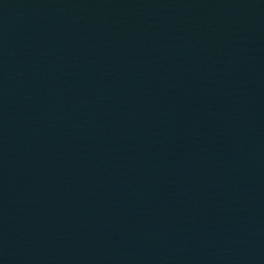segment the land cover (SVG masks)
I'll use <instances>...</instances> for the list:
<instances>
[{
  "label": "water",
  "instance_id": "1",
  "mask_svg": "<svg viewBox=\"0 0 264 264\" xmlns=\"http://www.w3.org/2000/svg\"><path fill=\"white\" fill-rule=\"evenodd\" d=\"M0 264H264V0H0Z\"/></svg>",
  "mask_w": 264,
  "mask_h": 264
}]
</instances>
